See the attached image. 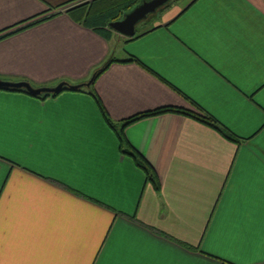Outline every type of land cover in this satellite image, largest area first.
<instances>
[{
    "label": "crops",
    "instance_id": "1",
    "mask_svg": "<svg viewBox=\"0 0 264 264\" xmlns=\"http://www.w3.org/2000/svg\"><path fill=\"white\" fill-rule=\"evenodd\" d=\"M87 1L0 0V80L118 60L0 88V264H264V0H177L135 37L67 12ZM193 105L240 142L170 111L122 146L104 114Z\"/></svg>",
    "mask_w": 264,
    "mask_h": 264
},
{
    "label": "trees",
    "instance_id": "2",
    "mask_svg": "<svg viewBox=\"0 0 264 264\" xmlns=\"http://www.w3.org/2000/svg\"><path fill=\"white\" fill-rule=\"evenodd\" d=\"M142 0H88L87 2L82 3L81 5H78L77 7H73L69 9L67 12L70 14L72 18L77 20L78 22L93 28L94 30H97L100 34L106 36V37H111L113 33V29L110 27V22L116 21L119 19H122L123 16L129 12L133 7L138 5ZM177 0H169L167 3H165L162 7H160L156 12L149 14L144 20L139 22L137 25V34L144 32L147 30L149 27H152V18H156L157 15H159L164 9L168 8L172 3L176 2ZM56 14V13H55ZM55 14H51L50 16H53ZM48 18V17H46ZM44 19V18H43ZM16 31L9 32L7 34H3L0 36L1 38H4L5 36L14 33ZM118 61L115 58H111L108 60L100 69H98L95 72V80L96 78L101 75L107 68L108 66L115 62ZM127 61H137L135 58H130ZM122 61V62H127ZM94 80V82H95ZM92 83V86L94 84ZM79 89V88H77ZM8 90H20V91H26L24 89H12L9 88ZM27 92V91H26ZM50 94H42L38 95L41 97H46L49 96ZM56 95V94H53ZM102 106V104H101ZM193 109H188V108H182V107H175V106H163L159 107L150 111L142 112L137 115H134L122 123H120V128L118 129V124L113 121L104 111L106 121L118 132L119 138L123 144H126L125 140V135H124V130L125 127L136 121L137 119L149 115H154V114H160V113H165V112H170V111H175V112H180L183 113L187 116H190L208 126L211 128L217 130L219 133H221L225 138L232 140L234 142H240V140L232 135L230 132L225 130L223 127H221L217 121L207 113L203 112L200 108L197 106L193 105ZM126 153L130 154L134 160L136 161L137 165L142 168L145 171L146 174V179L151 181L154 185V187L158 190L159 189V182L157 181L154 173L151 171L149 168V164L141 157L139 154L133 149H126L124 150Z\"/></svg>",
    "mask_w": 264,
    "mask_h": 264
},
{
    "label": "water",
    "instance_id": "3",
    "mask_svg": "<svg viewBox=\"0 0 264 264\" xmlns=\"http://www.w3.org/2000/svg\"><path fill=\"white\" fill-rule=\"evenodd\" d=\"M169 0H142L138 5L133 7L129 12H127L122 19L110 22V27L115 32L122 34L127 37H135L137 34V25L139 22L144 20L149 14L156 12L160 7H162ZM95 80V73L91 79L85 84L73 85L69 82L63 81L56 86H41L35 87L28 81H7L0 80V88L3 89H24L32 95H42L46 94H57L66 88L77 89L83 86H91Z\"/></svg>",
    "mask_w": 264,
    "mask_h": 264
},
{
    "label": "snow or ice",
    "instance_id": "4",
    "mask_svg": "<svg viewBox=\"0 0 264 264\" xmlns=\"http://www.w3.org/2000/svg\"><path fill=\"white\" fill-rule=\"evenodd\" d=\"M0 137H2V122H0Z\"/></svg>",
    "mask_w": 264,
    "mask_h": 264
},
{
    "label": "rangeland",
    "instance_id": "5",
    "mask_svg": "<svg viewBox=\"0 0 264 264\" xmlns=\"http://www.w3.org/2000/svg\"><path fill=\"white\" fill-rule=\"evenodd\" d=\"M182 1L186 2V1H188V0H182ZM152 21L154 22V21H155V18H152Z\"/></svg>",
    "mask_w": 264,
    "mask_h": 264
}]
</instances>
